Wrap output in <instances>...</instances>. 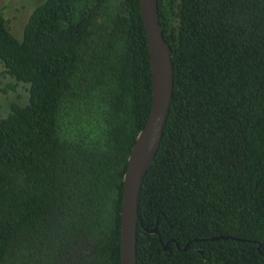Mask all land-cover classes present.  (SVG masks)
Wrapping results in <instances>:
<instances>
[{"label":"trees","instance_id":"1","mask_svg":"<svg viewBox=\"0 0 264 264\" xmlns=\"http://www.w3.org/2000/svg\"><path fill=\"white\" fill-rule=\"evenodd\" d=\"M157 2L174 85L137 264H264V0ZM0 62L29 84L0 119V264H120L152 103L138 0H44L21 40L0 13Z\"/></svg>","mask_w":264,"mask_h":264},{"label":"water","instance_id":"2","mask_svg":"<svg viewBox=\"0 0 264 264\" xmlns=\"http://www.w3.org/2000/svg\"><path fill=\"white\" fill-rule=\"evenodd\" d=\"M145 29L151 80L152 103L148 119L139 132L128 159L123 180L120 232V264H137L136 231L138 201L144 176L150 168L163 135L174 85L171 49L165 40L158 14L157 0H138ZM156 232V227L151 230ZM228 237H213L212 240ZM236 239V238H234ZM167 247V244L164 248Z\"/></svg>","mask_w":264,"mask_h":264},{"label":"rangeland","instance_id":"3","mask_svg":"<svg viewBox=\"0 0 264 264\" xmlns=\"http://www.w3.org/2000/svg\"><path fill=\"white\" fill-rule=\"evenodd\" d=\"M43 1L0 0V13L9 21L11 32L16 39H22L29 16ZM2 70L3 66L0 62V72ZM13 102L19 105L29 103V84L18 82L7 74H0V119L8 115Z\"/></svg>","mask_w":264,"mask_h":264}]
</instances>
